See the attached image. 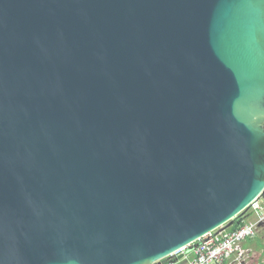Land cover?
<instances>
[{
	"label": "water",
	"instance_id": "1",
	"mask_svg": "<svg viewBox=\"0 0 264 264\" xmlns=\"http://www.w3.org/2000/svg\"><path fill=\"white\" fill-rule=\"evenodd\" d=\"M263 194L264 0H0V264L181 260Z\"/></svg>",
	"mask_w": 264,
	"mask_h": 264
},
{
	"label": "built area",
	"instance_id": "2",
	"mask_svg": "<svg viewBox=\"0 0 264 264\" xmlns=\"http://www.w3.org/2000/svg\"><path fill=\"white\" fill-rule=\"evenodd\" d=\"M255 219L235 230L220 229L194 243L182 252L183 258L178 260L179 253L171 261L162 264H244L246 250L243 243L256 238L259 230H264V209L257 202L251 207Z\"/></svg>",
	"mask_w": 264,
	"mask_h": 264
},
{
	"label": "rangeland",
	"instance_id": "3",
	"mask_svg": "<svg viewBox=\"0 0 264 264\" xmlns=\"http://www.w3.org/2000/svg\"><path fill=\"white\" fill-rule=\"evenodd\" d=\"M257 204L264 207V200L258 201ZM252 212H254L253 208L243 217L244 220H247L246 223L248 224L253 223ZM243 247L249 250V253L244 258V264H264V230H259L256 238L244 242Z\"/></svg>",
	"mask_w": 264,
	"mask_h": 264
},
{
	"label": "trees",
	"instance_id": "4",
	"mask_svg": "<svg viewBox=\"0 0 264 264\" xmlns=\"http://www.w3.org/2000/svg\"><path fill=\"white\" fill-rule=\"evenodd\" d=\"M264 200V194L261 196V198L258 201ZM264 208V207H263ZM251 209V208H250ZM249 209V210H250ZM247 210L246 212H244L243 214H241L240 216H238L233 222L232 224H230V226L226 227L225 229L228 230H235L237 228H239L240 226L246 224L247 220H244L243 217L246 215V213L249 211ZM253 219H255V216L253 214V212L251 213ZM251 217V216H250Z\"/></svg>",
	"mask_w": 264,
	"mask_h": 264
},
{
	"label": "crops",
	"instance_id": "5",
	"mask_svg": "<svg viewBox=\"0 0 264 264\" xmlns=\"http://www.w3.org/2000/svg\"><path fill=\"white\" fill-rule=\"evenodd\" d=\"M246 250V249H245ZM247 253H249V250H246Z\"/></svg>",
	"mask_w": 264,
	"mask_h": 264
}]
</instances>
